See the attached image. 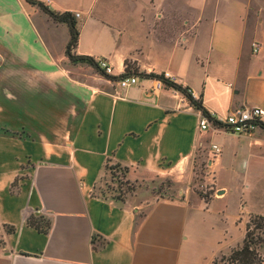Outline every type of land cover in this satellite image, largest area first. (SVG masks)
Instances as JSON below:
<instances>
[{"label":"crops","instance_id":"1","mask_svg":"<svg viewBox=\"0 0 264 264\" xmlns=\"http://www.w3.org/2000/svg\"><path fill=\"white\" fill-rule=\"evenodd\" d=\"M39 1L79 13L74 52L107 58L112 76L169 71L217 120L264 109V0ZM66 27L27 0H0V264H213L248 222L229 220L226 185L135 201L101 196L99 183L109 165L138 183L189 169L197 151L216 184L219 170L246 181L252 163L264 169V128L200 131L203 112L180 90L123 89L70 61L56 33ZM25 212L49 220L48 233Z\"/></svg>","mask_w":264,"mask_h":264},{"label":"rangeland","instance_id":"2","mask_svg":"<svg viewBox=\"0 0 264 264\" xmlns=\"http://www.w3.org/2000/svg\"><path fill=\"white\" fill-rule=\"evenodd\" d=\"M51 20L60 23L52 18ZM65 29L56 31L61 42L68 37L70 39L69 28L66 27ZM2 115L0 113V119H2ZM208 157L210 156L205 157L200 151H197L194 158L190 160L189 169H186L185 165L182 164L173 171L156 176L152 181L139 183L127 180L119 168L107 169L106 174L99 183L97 193L118 200H128L135 197V201H142L148 198L177 197L186 192L209 196L224 184L228 190L226 193L225 189L220 190L218 193H225L222 202L227 205L229 220L237 214L243 217L248 215V221L252 214L264 215V169L262 164L252 163L246 181L244 180L246 177L242 174L243 171L231 177L224 171L219 170L217 172L219 183L216 184L215 172L208 165ZM261 163L263 162L261 161ZM247 182L250 185L249 188L245 187ZM242 205H244V208H242ZM232 239H235L232 243H237V245L220 253L213 264H231L227 260L228 255L232 249L240 246L243 242L242 234L237 228ZM262 252L264 253V249H262Z\"/></svg>","mask_w":264,"mask_h":264},{"label":"trees","instance_id":"3","mask_svg":"<svg viewBox=\"0 0 264 264\" xmlns=\"http://www.w3.org/2000/svg\"><path fill=\"white\" fill-rule=\"evenodd\" d=\"M32 4L39 6L44 12L50 15L52 19L60 23H66L69 27L70 31V39L66 46V55L69 57L70 61L74 63H87L98 70H100L104 75L108 78H112L114 80L119 79L126 74L121 76H112L107 75L105 72L99 68V64L97 60L90 56L84 54H77L74 52V49L77 46L78 37L80 33L79 25L77 18L74 13L71 11L58 12L50 9L44 2L39 0H27ZM129 67V64L127 65ZM138 75L141 76H160V74L155 73H144L136 71ZM166 86L176 88L183 92L190 102L197 108L202 110L204 115H209L207 109L203 106L200 99H196L192 94L191 90L188 87H184L175 82H171L169 80H165ZM260 125L264 128V123L261 122ZM119 168L121 169L123 175L125 176L126 169L119 167L118 165H109L108 169ZM25 218L27 223L39 231L48 233L51 222L44 218L43 216H35L34 213H26ZM15 228L11 227L10 231H13ZM264 249V215L262 214H252L250 216L249 221L246 223L245 236L243 238V242L240 246L232 249L231 253L228 255L227 260L231 264H264V253L262 252ZM215 263V261H214Z\"/></svg>","mask_w":264,"mask_h":264},{"label":"built area","instance_id":"4","mask_svg":"<svg viewBox=\"0 0 264 264\" xmlns=\"http://www.w3.org/2000/svg\"><path fill=\"white\" fill-rule=\"evenodd\" d=\"M79 13L76 14V17ZM256 51L259 48L258 43H254ZM99 68L102 69L105 74L113 75L114 69L107 58L97 59ZM165 80L174 82L175 76L169 72L164 71L160 76H141L138 74L125 75L116 80L117 84L121 88H127L130 86L140 84L143 90L150 95H157L166 86ZM210 114V113H209ZM202 115L199 120L200 131L213 130L218 131L225 129L235 134H250L255 128H257L264 119V109L257 106H241L233 109L223 119L217 120L214 114ZM212 152L215 156H220L222 153V147L217 143L211 144Z\"/></svg>","mask_w":264,"mask_h":264}]
</instances>
